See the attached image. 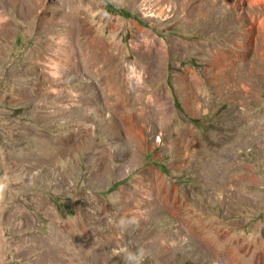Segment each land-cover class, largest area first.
I'll return each instance as SVG.
<instances>
[{"label":"rangeland","instance_id":"rangeland-1","mask_svg":"<svg viewBox=\"0 0 264 264\" xmlns=\"http://www.w3.org/2000/svg\"><path fill=\"white\" fill-rule=\"evenodd\" d=\"M70 22L104 73L59 79ZM126 252L264 264V0H0V264Z\"/></svg>","mask_w":264,"mask_h":264},{"label":"bare ground","instance_id":"bare-ground-1","mask_svg":"<svg viewBox=\"0 0 264 264\" xmlns=\"http://www.w3.org/2000/svg\"><path fill=\"white\" fill-rule=\"evenodd\" d=\"M31 1L34 3V1H36V0H31ZM37 4H39L38 1H37ZM37 4H36V6H37ZM38 6L41 8L40 10H38V12L45 11L43 6H41V5H38ZM29 8H30V10H32L31 6ZM34 8H36V7H34ZM43 17L46 18V16H43ZM37 18H39V17H37ZM60 20H61V18H60ZM47 21L48 22L43 27H49V26H52L54 24L59 23V20L56 19V18H53V19L50 18V19H47ZM71 22L69 24L68 23L63 24V26L69 28V29L68 28H66V29L70 30V33H71L70 36H72L75 39L74 40L75 41L74 45L70 44L66 40L69 37H67L65 39L64 36H61L62 33L61 34L57 33L53 37L54 46H52V49H54V50H53L52 56L54 57V60L56 62H58V64H56L57 65V69L58 70L62 69V75L60 74L61 76L60 77L58 76L59 79L62 76H64V75L67 76V74L70 75V74H75V73H76V75H78V76L81 75V77H82V72L83 71L84 72L86 71V72H89V73H92V72L93 73L94 72L100 73V72L106 71V67L109 66V63L111 64L110 54L107 52L108 50L106 48V45L101 40L97 39V37L95 38L93 36V34H92V31L89 28H86L83 25L80 26V23H77L79 25L74 26V25L71 24ZM62 29L63 28L61 27V28L58 29V31H60ZM68 35H69V33H67L66 36H68ZM106 81H108V80L106 79ZM110 88H111V86H110ZM84 97L90 103V106H93L92 105V98L94 99V101H95V99H98V98L94 97V95H92V97H91L90 94L85 93L84 91H82V88L81 89L79 88V92L76 93V98H75L76 102L80 104L81 103V98H84ZM103 98H104L103 101H105V103H106L107 99L105 97V93L104 92H103ZM79 106L80 105H76L75 107H79ZM59 112H61V111L58 110L57 113H59ZM57 113L55 112L56 115H59ZM55 114H52V115L54 116ZM80 128H81V126L78 127V129H80ZM84 140H85V138H84ZM69 141L66 142V143L67 144H69V143L71 144L73 142V141H71V142H69ZM82 141H80V142H82ZM87 141L88 140H85L86 144H87ZM83 144H85V143H83Z\"/></svg>","mask_w":264,"mask_h":264},{"label":"clouds","instance_id":"clouds-1","mask_svg":"<svg viewBox=\"0 0 264 264\" xmlns=\"http://www.w3.org/2000/svg\"><path fill=\"white\" fill-rule=\"evenodd\" d=\"M135 223L134 219H129L127 221L121 220L120 221V226L124 227L127 224H132ZM142 258V252L141 253H131V252H126L125 254V259L128 264H140V259Z\"/></svg>","mask_w":264,"mask_h":264},{"label":"crops","instance_id":"crops-1","mask_svg":"<svg viewBox=\"0 0 264 264\" xmlns=\"http://www.w3.org/2000/svg\"><path fill=\"white\" fill-rule=\"evenodd\" d=\"M225 63H228V61H226V59L224 58L223 61H222V64H225Z\"/></svg>","mask_w":264,"mask_h":264},{"label":"trees","instance_id":"trees-1","mask_svg":"<svg viewBox=\"0 0 264 264\" xmlns=\"http://www.w3.org/2000/svg\"><path fill=\"white\" fill-rule=\"evenodd\" d=\"M175 102H176V100H175Z\"/></svg>","mask_w":264,"mask_h":264}]
</instances>
